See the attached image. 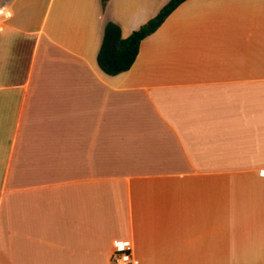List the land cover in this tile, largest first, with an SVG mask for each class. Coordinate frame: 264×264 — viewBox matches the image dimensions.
I'll return each instance as SVG.
<instances>
[{
	"label": "crops",
	"instance_id": "1",
	"mask_svg": "<svg viewBox=\"0 0 264 264\" xmlns=\"http://www.w3.org/2000/svg\"><path fill=\"white\" fill-rule=\"evenodd\" d=\"M0 0V264H264V0Z\"/></svg>",
	"mask_w": 264,
	"mask_h": 264
},
{
	"label": "trees",
	"instance_id": "2",
	"mask_svg": "<svg viewBox=\"0 0 264 264\" xmlns=\"http://www.w3.org/2000/svg\"><path fill=\"white\" fill-rule=\"evenodd\" d=\"M102 1L105 7L108 0ZM184 1L186 0H170L156 16L133 31L127 38H122L118 24L108 22L98 53L99 66L108 74H118L130 69L137 58L141 42L153 34Z\"/></svg>",
	"mask_w": 264,
	"mask_h": 264
},
{
	"label": "built area",
	"instance_id": "3",
	"mask_svg": "<svg viewBox=\"0 0 264 264\" xmlns=\"http://www.w3.org/2000/svg\"><path fill=\"white\" fill-rule=\"evenodd\" d=\"M10 16V10L5 6H0V29L6 25ZM113 258L114 264H139V259L134 255L132 243L122 245L115 251Z\"/></svg>",
	"mask_w": 264,
	"mask_h": 264
}]
</instances>
